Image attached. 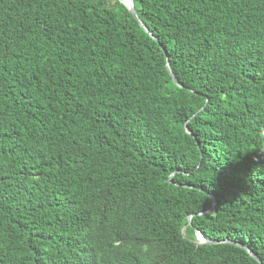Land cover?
Instances as JSON below:
<instances>
[{
    "label": "trees",
    "instance_id": "obj_1",
    "mask_svg": "<svg viewBox=\"0 0 264 264\" xmlns=\"http://www.w3.org/2000/svg\"><path fill=\"white\" fill-rule=\"evenodd\" d=\"M134 3L0 0V264H264V0Z\"/></svg>",
    "mask_w": 264,
    "mask_h": 264
},
{
    "label": "water",
    "instance_id": "obj_2",
    "mask_svg": "<svg viewBox=\"0 0 264 264\" xmlns=\"http://www.w3.org/2000/svg\"><path fill=\"white\" fill-rule=\"evenodd\" d=\"M122 4L128 9V11L134 16V18L139 22V24L145 28L144 24L139 20V18L137 17V13H136V10H135V3H134V0H129L128 3H125L124 0L121 1ZM146 32H149L147 28H145ZM168 67V70H170V67L169 65L167 66ZM175 82L179 85V83L177 82V80H175ZM199 241L201 243H210L208 242L207 240H205V238L200 234L199 237H198ZM257 259V258H256Z\"/></svg>",
    "mask_w": 264,
    "mask_h": 264
},
{
    "label": "bare ground",
    "instance_id": "obj_3",
    "mask_svg": "<svg viewBox=\"0 0 264 264\" xmlns=\"http://www.w3.org/2000/svg\"><path fill=\"white\" fill-rule=\"evenodd\" d=\"M124 2H125V3H128V2H129V0H124ZM45 62H46V61H45ZM90 87H91V86H90ZM80 89H81V88H80ZM198 234H199V233H198ZM196 236H197V235H196Z\"/></svg>",
    "mask_w": 264,
    "mask_h": 264
},
{
    "label": "snow or ice",
    "instance_id": "obj_4",
    "mask_svg": "<svg viewBox=\"0 0 264 264\" xmlns=\"http://www.w3.org/2000/svg\"><path fill=\"white\" fill-rule=\"evenodd\" d=\"M240 167H241V168H243V167H244V165H240Z\"/></svg>",
    "mask_w": 264,
    "mask_h": 264
},
{
    "label": "rangeland",
    "instance_id": "obj_5",
    "mask_svg": "<svg viewBox=\"0 0 264 264\" xmlns=\"http://www.w3.org/2000/svg\"><path fill=\"white\" fill-rule=\"evenodd\" d=\"M122 1V0H121Z\"/></svg>",
    "mask_w": 264,
    "mask_h": 264
}]
</instances>
